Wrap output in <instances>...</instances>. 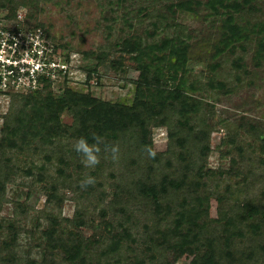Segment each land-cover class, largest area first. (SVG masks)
<instances>
[{
	"label": "rangeland",
	"instance_id": "rangeland-1",
	"mask_svg": "<svg viewBox=\"0 0 264 264\" xmlns=\"http://www.w3.org/2000/svg\"><path fill=\"white\" fill-rule=\"evenodd\" d=\"M16 1V17L7 19L8 11L0 10V23L44 26L53 42L64 45V55L71 58L68 78L50 85L56 97L68 88L89 92L106 102L131 104L140 72L132 55L123 52V43L141 40L144 46L159 45L176 37L188 41L192 46L189 82L198 81L194 96L207 108L196 124L205 121L210 131L211 151L205 163L206 170L212 172V177L205 180L211 196L208 220H220L219 197L227 186L231 187L233 205L251 201L264 206V146L238 128L244 123L246 128L252 124L264 129V64L253 62L259 33L235 52L214 58L221 22L210 15L205 5L208 0H191L199 5L192 6L190 12L178 6L189 0ZM258 8L243 18L257 30L264 27V1L258 3ZM210 63L219 67L211 72ZM210 83H221L223 89H213ZM11 97L0 93V140L7 122L16 126L17 118H26L25 112L31 111L28 108L21 112L24 102L17 103ZM62 121L65 129L74 123L68 113ZM68 131L73 133L71 128ZM169 131L165 125L151 129L150 149L161 157L152 167L156 171L147 168L152 158L146 151L149 148L135 143L130 136L114 144L119 146L115 160L110 149L101 147L95 167L84 165L74 151L76 140L71 134L50 143L35 140L21 149L0 151V264H7L3 259L8 256L19 260V264L42 259L46 264H59L64 252L57 243L79 240L89 264H104L112 255L103 249L110 242V230L121 234L126 226L133 228L137 244L129 241L120 256L113 255L111 260H118V264H149L147 245L142 241H147V236L143 238L144 225H151L152 216L150 204L139 196L136 184L139 176L160 180L165 173L173 172L167 167L169 161L175 170L179 169L176 153L171 154ZM89 176L95 178V183L82 188L81 182ZM54 188L55 197H51ZM225 208L228 211V205ZM123 211L130 214L124 215ZM230 215L227 212L226 218ZM107 223L109 232L105 231ZM235 223L233 233L244 229L243 223ZM214 228L212 222L208 232ZM50 229L54 230L51 247L44 236ZM245 239L236 237V264H264V238L258 239L253 249ZM251 252L252 258H247ZM167 253L165 257L171 264H194L196 259L193 251L178 260ZM134 256L136 263L131 260Z\"/></svg>",
	"mask_w": 264,
	"mask_h": 264
},
{
	"label": "trees",
	"instance_id": "trees-1",
	"mask_svg": "<svg viewBox=\"0 0 264 264\" xmlns=\"http://www.w3.org/2000/svg\"><path fill=\"white\" fill-rule=\"evenodd\" d=\"M260 1L264 0L207 1L205 5L210 15L214 18L219 17L221 22L218 27L217 43L214 46L216 51L214 58L242 48L257 32L259 37L253 62L256 65L264 64V27L258 30L257 26L251 28L250 21L243 19L246 14L258 11ZM17 5L19 3L16 0H0V10L8 11L7 19L16 17ZM194 5L199 3L189 0L178 6L190 12ZM0 24L15 30L27 28L25 24L20 23ZM45 30L49 33L47 29ZM49 38L52 40L50 35ZM56 47L66 62L71 64L70 56L64 55L65 46ZM191 49L188 41L179 37L150 46H144L141 40L125 41L122 50L132 55L140 72L139 79L134 82L136 88L131 104L106 102L89 92L68 88L62 95L56 97L52 94L50 85L31 94L6 95L12 96L17 103L24 102L25 109L21 112L28 108L31 111L25 112L26 118H17L16 126L7 122L3 129L5 136L0 140V151L21 149L23 145H29L35 140L50 143L56 137L62 139L70 134L74 140L86 136L92 141L94 136H101L104 140V144L101 145L103 149H110L127 136L132 137L135 143L143 148H151V129L155 126H168L171 154L176 153L174 156L179 160L180 165H177L179 169L175 170L169 161L167 167L173 169V172L165 173L160 180L150 176L147 178L139 176L136 184L139 196L149 202L152 216L151 225H144L143 238L147 236V241H142L144 246L147 245L146 255L149 264H171L164 252L178 260L188 251L196 254L194 264L228 262L236 264L234 259V253L238 249L236 237L246 238L251 249L255 247L258 239L264 238V206L251 201L233 205L230 200L231 187L227 186L224 195L219 197L220 220H208L211 196L205 180L212 177V172L206 170L205 163L211 151L210 131H207L208 125L205 121L196 124L207 108L204 107L203 101L194 96L198 92V81L189 82L190 73L187 69ZM218 67L217 63H210L209 66L211 72ZM210 87L223 89L221 83L217 85L210 83ZM65 113L74 119L73 125L66 129L62 121ZM69 128L73 133L68 131ZM238 128L264 146V129L260 126L249 124V128H246V125L241 123ZM233 140L231 138L230 142L233 143ZM160 160V156L152 157L147 168L151 171ZM152 170L156 171V168ZM59 173L64 175L62 170H59ZM55 190L56 188L53 189L51 197H55ZM227 212L231 214L229 218H226ZM122 213L128 214L125 211ZM129 218L130 216H127V220ZM235 221L243 223L244 229L240 228L238 232L233 233V229H237ZM212 222L215 223L216 229L208 232ZM80 225L83 224L80 222ZM107 225L108 223L105 231L109 232ZM109 233L110 238L107 240L110 242L103 249L112 255L105 259L104 264H118V260H111L113 255L120 256L121 249L129 241L137 244L133 240V228L123 227L121 234L119 232L114 234L111 230ZM44 236L51 247V243L54 244V230H47ZM81 243L80 240L57 243V248L64 252L63 261L59 264H89L90 260L85 255L86 251L81 248ZM139 251L137 249L135 252ZM252 255V252L249 253L247 258H252ZM42 260L32 264H46L45 260ZM131 260L135 263L138 261L135 256ZM3 262L19 264V260L11 256L4 258Z\"/></svg>",
	"mask_w": 264,
	"mask_h": 264
},
{
	"label": "built area",
	"instance_id": "built-area-1",
	"mask_svg": "<svg viewBox=\"0 0 264 264\" xmlns=\"http://www.w3.org/2000/svg\"><path fill=\"white\" fill-rule=\"evenodd\" d=\"M66 62L43 28L10 29L0 24V93L25 94L68 78Z\"/></svg>",
	"mask_w": 264,
	"mask_h": 264
},
{
	"label": "clouds",
	"instance_id": "clouds-1",
	"mask_svg": "<svg viewBox=\"0 0 264 264\" xmlns=\"http://www.w3.org/2000/svg\"><path fill=\"white\" fill-rule=\"evenodd\" d=\"M104 144V140L101 136H94L92 141L86 136L78 138L74 145V151L82 157V162L86 167H95L99 163V154L101 152V145ZM149 156L154 157L155 152L152 149H146ZM112 159L118 158L119 146L113 145L110 148ZM95 183L94 177H87L81 182L82 188H87L89 185Z\"/></svg>",
	"mask_w": 264,
	"mask_h": 264
}]
</instances>
